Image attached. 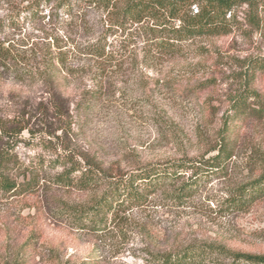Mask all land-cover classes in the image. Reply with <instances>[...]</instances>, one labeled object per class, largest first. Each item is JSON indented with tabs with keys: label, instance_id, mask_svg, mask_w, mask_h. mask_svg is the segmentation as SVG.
<instances>
[{
	"label": "rangeland",
	"instance_id": "rangeland-1",
	"mask_svg": "<svg viewBox=\"0 0 264 264\" xmlns=\"http://www.w3.org/2000/svg\"><path fill=\"white\" fill-rule=\"evenodd\" d=\"M27 1L0 2V20L19 12L18 27L6 37L25 45L20 49L33 70L43 67L39 54L47 48L57 68L51 71L55 85L7 77L0 87L4 120L32 115L21 121L27 130L12 140L13 153L39 178L35 196L0 195V264H150L152 252L200 242L264 255V201L246 211L225 210L232 192L258 178L264 165V118L247 117L225 131L232 101L247 88L264 101V73L247 81L248 69L264 63L263 3H237L228 15L234 20L228 34L193 38L178 44L177 54H167L137 26L118 31L107 12L69 15L49 6L31 17L19 9ZM95 44L105 47V60L93 54ZM62 53L64 67L56 59ZM96 89L99 100L85 107L81 97ZM222 131L234 150L230 167L203 181L188 204L156 196L130 212L127 222L110 223L100 233L80 231L59 214L63 204H88L93 193L55 183L64 170L58 156L129 171L208 158Z\"/></svg>",
	"mask_w": 264,
	"mask_h": 264
},
{
	"label": "trees",
	"instance_id": "trees-1",
	"mask_svg": "<svg viewBox=\"0 0 264 264\" xmlns=\"http://www.w3.org/2000/svg\"><path fill=\"white\" fill-rule=\"evenodd\" d=\"M4 0H0L3 2ZM259 2L237 0H29L19 9L35 16L46 7H54L72 15L79 10L98 9L107 12L111 24L117 30L127 25L137 26L159 52L177 54L178 44L193 38L222 36L229 33L234 20L228 19L237 3L258 7ZM19 13V12H18ZM12 12L0 20V87L7 77L26 78L55 85L51 71L54 70V57L50 49L37 53L41 56V69L33 70L27 65L26 52L21 45L9 41L6 32L16 29L19 14ZM86 15V12L83 16ZM231 17V16H230ZM84 20V18H81ZM95 44L97 58L106 59L105 47ZM37 54V55H36ZM57 58V64L64 67L66 58ZM46 67V68H45ZM102 71V67H100ZM247 81H254L256 74L264 73V63L250 67ZM38 78V79H37ZM97 86L98 79H95ZM100 89V88H99ZM85 92L81 97L85 107H92L99 100L98 91ZM88 94V95H87ZM256 90L247 88L231 104V113L225 120V131L232 122L244 118H264V101ZM253 100L252 104H248ZM254 105V106H253ZM84 106V105H82ZM57 116L62 117V110L56 105ZM32 115L30 112L17 115L15 120H4L0 116V195L35 196L39 188V178L35 171L23 168V164L13 153L16 138L25 130L21 121ZM229 117V119H228ZM17 119V120H16ZM29 120V118H28ZM220 133V143L212 152L214 155L191 160H178L139 167L129 171L105 168L95 159L86 160V164L77 162L72 156H58L64 170L57 174L55 183L63 188L78 192L93 193L91 201L82 206L65 205L58 207L59 214L71 220L76 229L100 233L110 223L128 221L130 212L148 206L151 199L159 196L160 200L184 206L198 193L202 182L212 176L224 174L234 157V150L227 136ZM15 140V141H12ZM262 173L255 180L237 187L229 196L227 212L246 211L255 203L264 201V165ZM18 173L14 175V171ZM111 221V222H110ZM150 264H264V255L232 251L216 243L200 242L170 252H152Z\"/></svg>",
	"mask_w": 264,
	"mask_h": 264
}]
</instances>
